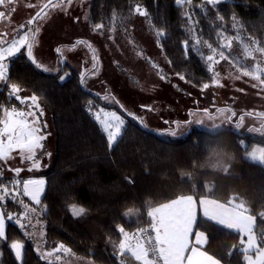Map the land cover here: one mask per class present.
Segmentation results:
<instances>
[{"label":"trees","instance_id":"16d2710c","mask_svg":"<svg viewBox=\"0 0 264 264\" xmlns=\"http://www.w3.org/2000/svg\"><path fill=\"white\" fill-rule=\"evenodd\" d=\"M137 6L146 9L149 16L135 13ZM217 8L219 13L207 6L206 0H192L191 5L182 6L175 0H92L88 26L93 31L127 34L139 23L155 39L167 61L168 72L177 77L183 75L186 85L202 91L203 84L213 83L214 75L207 70L210 62L204 59L212 54L207 45L217 48L215 58H219L217 33L221 29L230 37L239 35L232 40L233 49H223L230 57L228 61L239 62L244 68L249 59V67L254 61L264 67V54L254 50L264 48V0H227L226 3L222 0ZM186 13L196 22L194 33L188 30ZM218 15L224 17L223 21L217 19ZM233 16L239 22L237 28H233ZM101 22L105 27L94 29L93 24ZM193 37L200 39V45L194 47ZM186 39L187 52L184 50ZM23 53L24 50L10 64L9 85L0 88V109L26 107L14 97L9 99L11 84L21 89L17 93L21 97L36 95L44 110L42 119L47 122L46 131L50 133L45 140V151L51 156L41 158L40 153L43 168L40 173L30 175L46 180L41 205H34L23 197L22 185L19 186L18 199L22 198L35 212L5 197L6 211L14 218L24 216L21 222L26 228L21 230L5 218L6 237L0 239V264H119L121 259L125 264H137L128 255H116L121 242L118 227L123 226L131 234L149 225L147 211L151 207L170 202L181 194H191L197 199L215 198L222 203L229 200L243 203L247 212L256 217L255 233L260 243L264 234V164L247 159L245 152L264 140L229 128L216 132L196 128L182 139H171L167 132L177 130V123L185 121L173 119L177 122L174 129L158 134L128 116L122 141L109 150L105 134L86 109L91 106L95 112L104 108L122 115L129 111L104 100L103 97L112 93L100 95L86 83L82 86L80 79L83 76L86 80L87 72L81 75L65 64L61 66V73L51 75L36 69ZM62 73L69 75L63 82L58 79ZM60 92L58 101L53 102ZM172 99L173 104L171 100L168 105H173L172 110L174 106L191 108L198 101L193 96L188 98L187 94ZM176 101L180 104L176 105ZM249 117L264 122V117ZM173 118L181 119L176 113ZM241 140L246 148L241 147ZM2 177L0 192L4 182L18 178ZM8 186L11 194L14 185ZM72 205L83 207L85 213L73 216ZM197 226L207 233L205 250L209 254L222 264H246L239 251L242 247L239 233L215 225L201 215ZM16 241L24 245L21 261L10 249ZM61 243L71 252H56Z\"/></svg>","mask_w":264,"mask_h":264},{"label":"snow or ice","instance_id":"6c2138e0","mask_svg":"<svg viewBox=\"0 0 264 264\" xmlns=\"http://www.w3.org/2000/svg\"><path fill=\"white\" fill-rule=\"evenodd\" d=\"M227 2V0H223ZM72 0H67V4L70 5ZM177 5H184L185 3L191 5L192 0H175ZM222 3V0H206V5L212 10L219 13L218 5ZM14 4V0H0V7L8 9V12L15 11V8H9L10 5ZM64 0H48L44 3L36 13V15L27 21L28 27L27 31H24L25 25H20L19 34L14 37L11 41L4 39L6 33L0 34V82L3 83L5 87L9 85V68L13 60L21 54V50L24 49V55L26 59L38 70L44 72H49V67L45 66L42 62L38 61L36 55L34 54V47L38 44L36 39L37 34L40 31L39 26L31 27L37 24L38 20L43 19L48 15L47 9L49 8H63ZM203 8V6H201ZM205 12L208 8H203ZM135 13L140 16L147 17L149 13L146 9L142 7H135ZM6 16L5 11H0V18ZM186 18L189 22V32H195V21L192 15L186 13ZM217 19L223 21L224 17L218 15ZM77 21L80 20L79 17L76 18ZM233 28L239 26V22L236 20L235 16L232 17ZM94 29L101 30L105 27L104 23H94ZM102 34V33H101ZM158 36H163V33H157ZM111 38V37H110ZM195 39V46L200 45V39ZM239 35L235 37H230L225 34L224 30L221 29L217 33V39L220 41L219 44V57L221 60H230V57L225 54L223 49H230L232 40L238 39ZM131 42V41H130ZM75 45L85 46L92 58V72L91 75H95L99 69V58L96 54L97 50L93 45L85 39H77L74 42ZM6 45V46H5ZM207 47L211 49L212 54H208L204 59L208 63L207 70L213 72V64L219 61L215 59L217 53V48H214L211 44ZM189 49L188 40L184 41V50L187 52ZM199 49L197 48V51ZM264 54V48L254 49ZM61 49L58 47L56 49L57 53H60ZM150 59V58H148ZM153 67H158L153 63ZM162 73V70H159ZM255 71L257 73H264V67L259 64L255 65ZM244 76H251L253 80L259 81L260 85H264V80L261 79L260 75L253 74L247 69L243 70ZM219 73H215L212 77L215 83H219L216 80V76ZM65 74H60L58 79L63 82L65 80ZM181 80H184L183 75H179ZM160 79H166L163 74L160 75ZM80 83L83 86L85 83L84 77L80 79ZM209 84L205 83L202 85L203 89H207ZM256 87V85H253ZM20 88L16 84H11L9 89V99L14 97L16 101H19L25 108H17L12 106L10 108L5 107L0 109V161L5 163L8 161L9 157L13 152L18 153L21 163L25 160L30 161V166L28 171L33 169H39L41 166L42 156H51L50 152L45 151V141L50 135L46 131L47 122L43 121L44 110L38 103V97L32 95L30 97H21L17 93L20 92ZM119 104L118 101H116ZM123 106H121L122 108ZM90 114L93 115L94 120L101 127L102 132L105 134L107 147L112 150L114 146L122 141V133L125 129V122L128 116L138 123L142 120L141 117H137L131 112L126 114H118L116 111H109L104 108H100L95 112L92 111L91 106L86 109ZM205 112L208 110L205 109ZM220 113H223L225 109H219ZM231 111V110H229ZM103 114V118H102ZM250 114V113H249ZM236 113L232 111V117H235ZM239 120L242 122L244 116L241 115ZM167 124L168 122L165 121ZM186 123H191L187 121ZM201 121H197V124H201ZM220 125H216L213 130H216ZM236 129L240 128V124L235 125ZM249 132L259 131V129L248 128ZM158 134H165L163 131ZM170 135L175 137L176 132L171 131ZM241 147L246 148L244 141H240ZM41 153V158L37 157V152ZM252 161H258L264 164V147L253 148L249 153ZM15 173L16 177L20 176L23 169L17 167L15 169H9ZM0 182H3V177L0 175ZM131 182V181H130ZM23 185L22 194L23 197H27L34 205H41V196L45 190V180L44 179H34L28 178L21 180L19 178L14 180H9L4 182V187L2 192H0V239L6 237V219L7 221L14 222L21 230L26 228V225L22 223L24 216L15 217L6 211L5 197H8L13 203L22 205L23 209L35 212V208H30L28 203L18 197L21 196L20 185ZM8 185H14L11 194ZM199 208L202 213V218L214 223L215 225L222 226L225 229L233 230L240 234V245L244 247L240 248L239 251L243 256V261L246 264H264V234L260 237V243L256 234L253 231V226L256 221L254 215H246L248 211L243 203L234 204L232 200L227 203H222L218 199L203 197L198 200ZM73 216H81L85 213L83 207H78L72 205L70 209ZM24 215H27L25 212ZM147 216L150 218L149 225L146 228H138L135 232L129 233L125 230L123 226L118 227V232L121 234V242L118 245V250L116 255L118 257H125L126 254L132 257L137 264H221V260L216 258L214 255L209 254L208 251L203 250L204 246L207 244L208 236L205 231H202L197 226V198L191 194H181L178 197L171 199L170 202L162 203L158 207H151L150 211H147ZM195 229V236L193 237V232ZM244 237H247L245 240ZM132 241H135L134 243ZM24 245L19 241L12 242L10 249L14 251L15 258L20 260L22 258V249ZM63 250L65 253H70L71 249L66 248L64 244H59L55 249L56 252ZM48 255H52L51 252ZM231 256V253H228ZM255 257V258H254ZM119 264H125V260L121 259Z\"/></svg>","mask_w":264,"mask_h":264},{"label":"rangeland","instance_id":"374dc122","mask_svg":"<svg viewBox=\"0 0 264 264\" xmlns=\"http://www.w3.org/2000/svg\"><path fill=\"white\" fill-rule=\"evenodd\" d=\"M47 1L14 0V4L9 6V8H15L13 12L0 7V11L6 12V16L0 18V34L6 33L4 39L11 41L19 34L20 25H25L24 31H27L30 27L27 21L32 19ZM91 1L72 0V3L68 5L67 0H64L65 7L47 9L48 15L34 25L40 28L36 37L38 44L34 47V54L38 61L49 67L48 74L58 75L61 73V66L65 64H69L81 75L87 72L85 83L89 89L100 95L105 92L112 93L103 97L108 104L116 106L118 101L126 110L141 117L140 122L152 132L173 130V126L177 123L173 119L185 121L182 124L177 123V130H174L175 137L170 135L171 131L167 132V136L171 139H182L190 130L196 128L210 132L229 128L264 140V122L249 117V115L264 117V85H260L259 81L253 80L251 76L242 74L243 70L247 69L253 74L260 75L264 80V74L255 71L258 61L252 62L249 67L248 59V66L241 68L239 62L215 58L219 62L213 64V73H219L216 76L219 83L213 81L207 89L195 90L190 85H186L184 80L168 72L167 61L155 39L139 23L127 34L98 32L90 29L88 13ZM77 17L80 18L79 21L76 20ZM77 39L89 41L97 50L99 69L95 75L90 74L92 72L91 54L85 46L74 44ZM58 47L61 49L60 53L56 52ZM153 63L158 67H153ZM158 69L162 70V73ZM161 74L166 76V79H160ZM65 76H69L68 73ZM2 86L3 83L0 82V88ZM183 94H187L188 98L193 96L196 98L194 100H198L197 103L191 105V108L187 105L188 109L184 106L182 109L174 106L173 110V105L168 107L171 100L173 104L172 98L175 100ZM61 95V92L58 93L52 101H58ZM175 104L180 103L176 101ZM223 105L227 107L223 108L225 109L223 113H220L219 109ZM184 109L183 113L180 112ZM205 109L208 111L205 112ZM173 111L181 119L173 118L175 115ZM232 111L236 113V116L229 120ZM241 115L244 116L242 122L239 120ZM189 120L191 123H186ZM165 121L168 123L166 124ZM197 121L202 123L197 124ZM236 124H240L239 129H236ZM216 125L220 127L213 130ZM250 127L259 131L249 132ZM256 147H264V143L257 142L248 149L245 152L247 159L251 160L249 153ZM254 162L261 164L258 161ZM29 166V164H22L16 153L14 157H9L6 163L0 161V175L15 177V173L9 169L19 167L23 169L18 177L20 179L23 176L40 173V169L43 168L41 163L39 169L28 171ZM21 260L22 258L19 261Z\"/></svg>","mask_w":264,"mask_h":264},{"label":"crops","instance_id":"0c3cea01","mask_svg":"<svg viewBox=\"0 0 264 264\" xmlns=\"http://www.w3.org/2000/svg\"><path fill=\"white\" fill-rule=\"evenodd\" d=\"M25 109H26V107H25ZM43 144H45V141H43ZM16 154V152H13L12 154H11V156L10 157H14V155ZM37 157L39 158L40 157V152H39V150H38V152H37ZM23 163H25L26 165L27 164H29L30 165V161H28V160H25ZM22 163V164H23ZM41 163H42V161H41ZM3 169H4V167H3ZM0 171H1V167H0ZM12 178H14V177H12ZM15 178H16V176H15ZM28 178H34V179H44L45 180V178L44 177H34V176H27V177H25L24 179H28ZM21 179V178H20ZM22 185V184H21ZM46 185H47V183H46V180H45V190H46ZM22 188H23V185H22ZM45 190H44V193H45ZM44 193H43V195L41 196V199L43 198V196H44ZM198 200L199 199H197V220H198V217H199V215H201L202 216V213H201V210H200V208H199V204H198ZM234 203V202H233ZM234 204H237V203H234ZM158 207V206H157ZM246 215H250L248 212H246L245 213ZM255 226H256V221H255V224H254V226H253V231H254V233H255ZM230 230V229H229ZM231 231H233V230H231ZM256 234V233H255ZM194 236H195V229H194V232H193V237H192V239H194ZM244 239L246 240L247 239V237H244ZM258 239V238H257ZM133 243L135 242V241H132ZM259 243V242H258ZM207 245V244H206ZM206 245L204 246V249L203 250H205V247H206ZM242 247H244L243 245H242ZM241 247V248H242ZM206 251V250H205ZM127 255V254H126ZM132 258V257H131ZM255 258V257H254ZM133 259V258H132ZM222 264V263H221Z\"/></svg>","mask_w":264,"mask_h":264},{"label":"water","instance_id":"95a60500","mask_svg":"<svg viewBox=\"0 0 264 264\" xmlns=\"http://www.w3.org/2000/svg\"><path fill=\"white\" fill-rule=\"evenodd\" d=\"M47 2H48V1H47ZM47 2H46V3H47ZM53 2H55V0H53ZM40 9H41V8H40ZM40 9H39L38 11H40ZM38 11H37V12H38ZM35 15H36V14H35ZM35 15H34V16H35ZM34 16H33V17H34ZM33 17H32V18H33ZM31 27H34V25H32Z\"/></svg>","mask_w":264,"mask_h":264},{"label":"built area","instance_id":"2783aa9c","mask_svg":"<svg viewBox=\"0 0 264 264\" xmlns=\"http://www.w3.org/2000/svg\"><path fill=\"white\" fill-rule=\"evenodd\" d=\"M146 227H148V225L142 226V227H140V228H146Z\"/></svg>","mask_w":264,"mask_h":264}]
</instances>
